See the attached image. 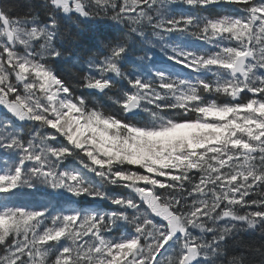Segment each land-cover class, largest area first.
<instances>
[{"label": "snow or ice", "instance_id": "1", "mask_svg": "<svg viewBox=\"0 0 264 264\" xmlns=\"http://www.w3.org/2000/svg\"><path fill=\"white\" fill-rule=\"evenodd\" d=\"M0 106V264H264V0H0Z\"/></svg>", "mask_w": 264, "mask_h": 264}, {"label": "trees", "instance_id": "2", "mask_svg": "<svg viewBox=\"0 0 264 264\" xmlns=\"http://www.w3.org/2000/svg\"><path fill=\"white\" fill-rule=\"evenodd\" d=\"M25 3L33 2V3H41L42 0H24ZM191 11V10H189ZM204 15H210V16H224V15H234L239 14L238 10L234 8L232 5L223 4L220 6H212L207 12L203 13ZM110 23V22H109ZM75 30V29H74ZM92 39V31L90 30V26L85 24L81 25V35H80V43L83 47H87ZM185 43L191 47V48H198L199 42L192 39V38H185ZM214 50V49H213ZM18 51H23L22 47H18ZM159 53H157L158 55ZM163 66H168L170 71L178 72L180 71L179 68H176L171 65V62L168 60H163L160 62ZM209 79H213L211 75L208 77ZM215 98L218 103H226L229 101V98L226 96H219V97H209V99ZM90 103H97L100 104L102 107L106 108L109 111L116 112L118 111L117 107L113 102L106 97L103 96H94L90 98ZM4 109L2 106H0V117H3ZM141 118L143 120H147L146 115L142 114ZM66 165H71L72 167H75L77 169L80 168V165L76 162L74 159H69L64 162ZM90 179H95L94 177H91V174H87ZM104 191L108 193L110 196H131L133 195L129 190L124 188H118L113 186H105ZM22 199H30L29 197H24ZM75 207H83L87 209H95L102 213L112 212L115 210L116 206L111 204L108 200H102V201H90L87 200L84 197L80 198V202L73 205ZM146 207V206H142ZM130 233V226L124 224L123 222H120L119 227H113L112 231L108 233L110 238L118 239L121 235ZM198 234V233H197ZM261 233L256 232L255 234H250L247 231L241 232L238 234L240 238L243 239H256L259 240ZM87 239V237H85ZM61 245L65 243V241L61 240ZM217 264H223L222 260H218Z\"/></svg>", "mask_w": 264, "mask_h": 264}]
</instances>
